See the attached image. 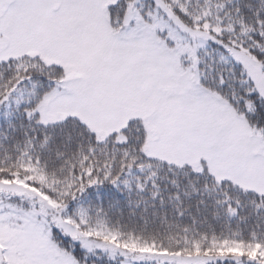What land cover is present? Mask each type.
Wrapping results in <instances>:
<instances>
[{"label": "snow or ice", "instance_id": "1", "mask_svg": "<svg viewBox=\"0 0 264 264\" xmlns=\"http://www.w3.org/2000/svg\"><path fill=\"white\" fill-rule=\"evenodd\" d=\"M0 264H264V0H0Z\"/></svg>", "mask_w": 264, "mask_h": 264}]
</instances>
